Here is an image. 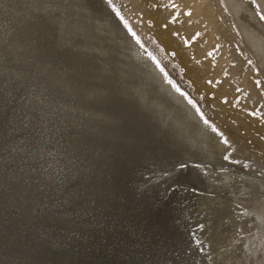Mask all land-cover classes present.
<instances>
[{
	"label": "bare ground",
	"instance_id": "6f19581e",
	"mask_svg": "<svg viewBox=\"0 0 264 264\" xmlns=\"http://www.w3.org/2000/svg\"><path fill=\"white\" fill-rule=\"evenodd\" d=\"M117 1L0 0V264H257L264 196L166 200L264 193V0Z\"/></svg>",
	"mask_w": 264,
	"mask_h": 264
},
{
	"label": "rangeland",
	"instance_id": "374dc122",
	"mask_svg": "<svg viewBox=\"0 0 264 264\" xmlns=\"http://www.w3.org/2000/svg\"><path fill=\"white\" fill-rule=\"evenodd\" d=\"M116 4H118L117 6L121 10H123L125 7L124 6L125 3L123 0H118L116 2ZM120 9H118V10L121 12ZM261 15H263V13H261ZM139 40H140V42H142V44H144V43H145V45L147 44V48H149V50H151V52H153V54H156L157 58L159 57L158 59L160 60L162 65L165 66L164 68L165 69L167 68L166 70L168 71L169 74L173 73L170 75H172L176 81L178 80L177 85L179 88H180L179 85H181V88L182 89L184 88V91H186L188 93L193 91L192 86L183 80L182 70L177 65V63L172 61V55H167V54L163 53V51L159 49L157 43L155 42V40L153 39L151 34L139 36ZM147 53L150 57H152L149 51ZM214 53H215V55L217 54V49H214ZM254 70H255L254 71V79H255L256 83L259 84L260 80L264 82V77L262 75L259 76L258 70L255 66H254ZM196 98L199 101L197 99L196 100L198 102H200V104L203 106V107H201V105H200L201 110H203V113L205 112L204 116L207 117L206 120H209L210 116L213 117V114L211 113L210 109H208L205 106L204 102H202V97L198 96ZM247 142L249 143L250 141L247 140ZM193 167H195V168H193ZM196 167H198V165L193 163V162L184 163L177 169V170H179L177 173H176L177 170H175V171L173 170L174 172L172 173V175H169L167 177V178H172V179L176 178L175 182H171V184L173 185V188L168 190L170 192L172 191L171 195L166 200L168 204L170 203L172 206L176 207V206L187 205L192 200H198L199 206L202 203H205V204H215V203L221 204V203H224V204H226V210L227 211L229 210L231 212V210L235 207L241 208L242 210H246L247 203L249 204V201L251 199H256V202L259 205V198L264 196L263 192L256 193L253 190L249 191L247 188H242V187H238L237 189H234V190H228V191H225L224 193H222V191L215 190V188H214L215 186L219 187L221 185H224L225 184L224 182L217 183L216 185L214 184L215 186L208 185L207 189L206 188L202 189L196 185H193V184L191 185V183H189V181L186 179H182L181 177L177 178L178 176L176 174H179V173H181V174L192 173L193 174V172H195V171L197 172ZM166 175H167V172L161 173V176H166ZM202 176H205V175L202 174ZM261 177H264V174H262ZM160 178H162V177H160ZM163 178H165V177H163ZM263 180L264 179H261V180L257 179V180H255V182L258 183V185L261 184L262 182H263L262 184H264ZM177 190L181 191V193H178ZM226 193H227V195H225ZM246 230H247V228H246ZM262 245L263 244H261L260 246H262ZM232 264H235V263H232ZM257 264H264V258H259Z\"/></svg>",
	"mask_w": 264,
	"mask_h": 264
},
{
	"label": "snow or ice",
	"instance_id": "6c2138e0",
	"mask_svg": "<svg viewBox=\"0 0 264 264\" xmlns=\"http://www.w3.org/2000/svg\"><path fill=\"white\" fill-rule=\"evenodd\" d=\"M257 14L259 15V13H257ZM260 19H261V20H264V16H261Z\"/></svg>",
	"mask_w": 264,
	"mask_h": 264
}]
</instances>
